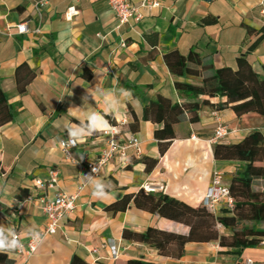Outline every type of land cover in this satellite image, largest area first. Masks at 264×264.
I'll use <instances>...</instances> for the list:
<instances>
[{
	"label": "crops",
	"instance_id": "1",
	"mask_svg": "<svg viewBox=\"0 0 264 264\" xmlns=\"http://www.w3.org/2000/svg\"><path fill=\"white\" fill-rule=\"evenodd\" d=\"M37 1L0 0V89L15 109L14 118L0 124V224L14 226L25 242L28 228L40 231L46 226L45 204L60 192L77 193L78 197L57 232L47 235L33 254L16 251L8 255L13 264H70L74 253L90 264H114L112 248L105 245L108 241L115 243L123 261L244 264L246 258L263 260L264 246L260 244L228 247L217 240L188 242L181 257L159 254L145 243L124 238L123 229L141 232L155 226L188 233L189 226L138 208L133 202L124 211L106 207L141 189L198 206L216 174L229 185L232 176L243 169L246 160L217 156L213 146L239 142L254 129L264 135L263 116L255 112L238 116L231 108L204 106L197 122L177 125L176 137L161 154L154 135L158 124L143 119V112L146 102L159 94L172 102L184 100L164 59L169 51L185 54L194 48L215 68H235L238 56L256 38L247 33L246 25L259 28L264 24V0H161L162 6L135 26L120 27L106 0H47L40 9ZM70 7L76 12L67 16ZM22 22H26L27 32L17 31ZM122 39L126 46H121ZM248 59L262 73L264 40ZM187 80L198 83L202 75H190ZM129 85L136 86L139 95L131 90V100L121 99L117 108L106 109L99 92L111 90L119 96L121 88L130 90ZM93 111L111 126L127 120L121 126V144L131 134L141 142L140 152L129 148L125 157L118 153L101 168L95 179L105 181L111 189L110 197L103 200L92 195L89 182L82 189L80 186L84 170L107 148L108 136L101 132L84 137L73 148L72 159L60 147V141L68 137L66 128L87 122ZM219 122L233 131L212 141ZM143 156L158 159L151 171L140 161ZM53 170L57 183L49 186ZM22 190L29 196L18 197ZM223 208L219 204L218 213ZM96 248L98 252L93 253Z\"/></svg>",
	"mask_w": 264,
	"mask_h": 264
},
{
	"label": "trees",
	"instance_id": "2",
	"mask_svg": "<svg viewBox=\"0 0 264 264\" xmlns=\"http://www.w3.org/2000/svg\"><path fill=\"white\" fill-rule=\"evenodd\" d=\"M246 29L249 35L254 34L256 38L238 56L235 68H215L211 61L204 60L194 48L185 54L172 50L164 55L166 64L175 76L177 93L184 100L172 102L159 94L144 106L143 119L158 124L154 135L159 142L161 154L169 149L176 137L177 125L184 121L197 122L199 111L204 106L231 108L238 116L255 112L264 117V63L260 73L248 59L249 53L264 40V24L259 28L246 25ZM190 75H202V80L198 83L188 81L187 77ZM127 88L136 96L139 95L136 86L129 85ZM212 97H218L219 100L213 102L210 100ZM14 116V107L5 100L0 89V124L11 121ZM138 122L135 117V123ZM213 151L217 156H236L246 160L243 169L232 176L229 184L234 198L232 209L223 208L219 213H213L203 204L192 206L163 192H146L141 189L136 193L125 194L106 209L113 212L124 211L133 202L138 208L188 225L189 231L179 233L148 226L141 232L124 228L122 236L145 243L155 248L159 254L172 257H181L185 252V245L192 241L217 240L221 246L239 248L257 246L264 237V135L260 130L254 129L239 142L215 143ZM140 161L146 164L147 171H151L158 159L143 156ZM256 181H262L263 188H257L254 185ZM24 196L29 194H24L22 190L18 197ZM220 226L230 232L221 233ZM13 263L14 260L8 255L0 254V264ZM70 264L90 263L74 253ZM114 264L155 263L138 258L126 261L117 258Z\"/></svg>",
	"mask_w": 264,
	"mask_h": 264
},
{
	"label": "built area",
	"instance_id": "3",
	"mask_svg": "<svg viewBox=\"0 0 264 264\" xmlns=\"http://www.w3.org/2000/svg\"><path fill=\"white\" fill-rule=\"evenodd\" d=\"M111 9L115 12L119 24L118 26H122L125 24H130L135 26L138 24L147 14H150L155 9H158L162 6L161 0H106ZM47 4V0H38L36 2L37 9H40L42 6ZM76 11L74 7H70L67 10L66 15L72 16ZM17 31L27 32L28 26L26 22L19 23L17 26ZM121 46H126V42L124 39L121 40ZM212 113L217 115V111L213 110ZM127 122L126 119L120 120L112 125L117 132L114 134L111 131L104 132L108 136V146L105 148L99 156L87 167L86 170L83 172V182L80 186L82 189L87 182H89V174L93 173V167H97L98 172L95 174L94 177L96 178L101 171V168L105 166L116 154H120L122 157L126 156V151L129 148H135L137 152H140V140L135 134H131L127 142L121 144L119 141V135L121 133V126ZM232 129H230L226 124L219 122L218 126L216 127L215 133L212 137V141L219 140L223 138L225 135L229 134ZM195 138V136H193ZM68 137L64 138L60 141V147L62 148L65 156L68 159L73 158V148L75 146H71L67 142ZM37 183L41 186H44L40 181ZM57 183V171H52V176L50 182L48 183L49 186H54ZM152 190L153 188H148ZM78 197L77 193H58L55 198L45 204L44 210L48 217V222L46 226L40 230L43 237L45 238L49 234H54L57 232L60 221L64 218V216L71 210L75 208V201ZM2 199V189H1V180H0V201ZM223 203L224 208L232 209L234 206V198L231 196L229 185L222 183L220 179V175L216 174L213 178L212 183L208 187L203 199L202 204L211 212L218 213L219 204ZM221 227V226H220ZM18 234V233H17ZM23 249L17 250L18 253H21L25 256L33 254L39 247V245H35L32 243L31 239L28 238L27 241L23 242ZM261 246H264V237L261 239L260 243ZM106 246L112 248V252L114 257L117 259L118 256V249L116 248L115 243L112 241H108ZM93 253L98 252V249H93ZM244 264H264V259L261 261L254 260L252 258H246L244 260Z\"/></svg>",
	"mask_w": 264,
	"mask_h": 264
},
{
	"label": "clouds",
	"instance_id": "4",
	"mask_svg": "<svg viewBox=\"0 0 264 264\" xmlns=\"http://www.w3.org/2000/svg\"><path fill=\"white\" fill-rule=\"evenodd\" d=\"M61 51H63V48H61ZM119 93L120 95L117 96L111 90H102L99 92V94L104 97L106 109L112 110L117 108L121 99L131 100L133 98L131 90L121 88ZM86 99L87 97H85V100ZM66 131L68 135L67 142L71 146H75L78 142H82L84 137L89 135L108 131H111L114 134L117 132V130L112 127L103 116L95 111L89 113L86 123L69 126L66 128ZM82 159L83 157H81V160ZM97 172V167H93L94 174L88 175L91 177V179H89V185L92 189V195L97 199H107L111 195V189L107 187L105 181L92 178ZM26 236L37 246L44 242L42 233L35 228H28L26 230ZM23 247L24 246L15 227L11 224H0V254L11 256V254L15 253L17 250H22Z\"/></svg>",
	"mask_w": 264,
	"mask_h": 264
},
{
	"label": "rangeland",
	"instance_id": "5",
	"mask_svg": "<svg viewBox=\"0 0 264 264\" xmlns=\"http://www.w3.org/2000/svg\"><path fill=\"white\" fill-rule=\"evenodd\" d=\"M254 185L257 188H261V186L263 185V182L262 181H256ZM219 228H220V230H225L226 233L230 232L227 228H224V229H223V227H219Z\"/></svg>",
	"mask_w": 264,
	"mask_h": 264
}]
</instances>
